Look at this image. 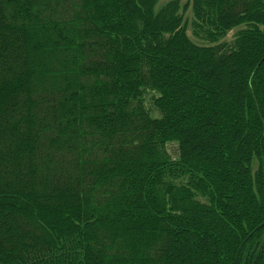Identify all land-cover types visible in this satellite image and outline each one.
<instances>
[{
    "label": "trees",
    "instance_id": "16d2710c",
    "mask_svg": "<svg viewBox=\"0 0 264 264\" xmlns=\"http://www.w3.org/2000/svg\"><path fill=\"white\" fill-rule=\"evenodd\" d=\"M159 2L0 0V264H264V0Z\"/></svg>",
    "mask_w": 264,
    "mask_h": 264
},
{
    "label": "rangeland",
    "instance_id": "374dc122",
    "mask_svg": "<svg viewBox=\"0 0 264 264\" xmlns=\"http://www.w3.org/2000/svg\"><path fill=\"white\" fill-rule=\"evenodd\" d=\"M174 1V0H160L157 9L159 10L161 8V6L163 7L164 5H166L167 3ZM180 3V12H182L183 14V18H184V22L187 25V35L188 37L197 45L199 46H207L208 43L205 41H202L201 39L197 38L194 34L195 29L193 26V21H194V16H193V12H192V1L193 0H178ZM245 27L240 28L244 29ZM239 30H234L231 33L228 34V36L222 40L221 42H227V43H231L235 37V35L238 33ZM151 99V95L148 94L145 98V104H147V106L149 105V101ZM170 152L171 153H175V147L173 145L169 146ZM257 165L255 163L254 165V170H256Z\"/></svg>",
    "mask_w": 264,
    "mask_h": 264
}]
</instances>
